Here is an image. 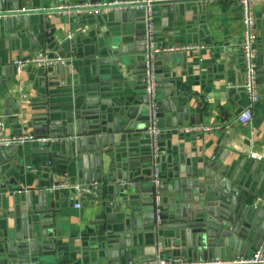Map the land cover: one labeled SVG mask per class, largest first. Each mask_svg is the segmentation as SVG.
<instances>
[{
	"label": "crops",
	"instance_id": "obj_1",
	"mask_svg": "<svg viewBox=\"0 0 264 264\" xmlns=\"http://www.w3.org/2000/svg\"><path fill=\"white\" fill-rule=\"evenodd\" d=\"M82 1L85 0H0L2 16L20 8L42 9L37 14L40 21L35 22V26L14 25L0 30V122L6 132H32L51 141L53 137L38 129L36 121L45 115L48 119L62 120L78 100L89 95L87 83L96 80L101 73L108 74L110 86H113L110 97L113 123L122 113L120 107L125 112L130 106L136 93L135 86L141 81L147 83V73L136 72L135 63L131 72L122 62L112 60L136 54L139 47L140 54L146 57L150 50L149 39L146 43L141 39L142 34H138L140 30H148L144 25L145 15L138 14L132 20L124 21L117 20L113 11L107 16H97L86 10L49 11L61 3ZM256 11L259 83L256 103L249 100L243 87L245 72L241 41L244 26L238 0H189L178 3V8L169 11L168 15L160 13L156 16L153 21L154 46L189 43L202 47L180 53H156L153 61L155 78L162 70L163 89L175 90L177 105L186 108L187 112L183 125L158 127L154 121L148 130L155 126L159 131L155 138V164L160 170L173 173L182 166L194 169L207 166L206 163L212 160L221 161L231 175L237 177L238 188L256 201L264 202V0L257 2ZM47 15L51 27L55 28V41L51 42L47 34L49 28L44 24ZM115 40L118 48L111 47ZM124 47L127 51L122 50ZM35 53L62 56L67 61L48 66L51 71L49 68L44 72L43 66L29 65L18 73L14 59ZM155 61L161 65L157 72ZM120 68L123 71L119 72ZM9 96L11 100H7ZM248 107L252 108L253 117L243 123L238 116ZM8 108L20 111L7 115L4 110ZM191 116L195 122L191 121ZM197 124L215 127L208 131L185 129ZM47 141L17 144L19 148L13 153L8 149L0 152V221L11 230L20 215L26 212L23 196L28 191L37 193L43 187H50L52 192L58 189L57 196L53 195L52 199L56 213L61 217V235L57 236L61 241V253L51 264H97V256L92 253L97 240L105 226L120 221L127 209L119 198L114 205H107L114 194L113 187L126 184L125 190L122 189L126 194H130L131 189L140 196L144 194L148 185L146 177L152 175V167L143 164L153 163V137L146 136L143 129H122L120 142L115 144L116 151L113 154L102 152L103 165L111 171L106 178L118 175L120 171L128 174V180L120 178L117 182L108 180L95 184L97 199L84 196L72 186L57 187L65 179L71 185L81 183V179L78 174L72 175L55 167L64 166L68 159L56 156L44 159L43 153L32 151ZM252 153L259 155L254 157ZM68 156L70 158L69 153ZM35 157L37 163H28Z\"/></svg>",
	"mask_w": 264,
	"mask_h": 264
},
{
	"label": "water",
	"instance_id": "obj_2",
	"mask_svg": "<svg viewBox=\"0 0 264 264\" xmlns=\"http://www.w3.org/2000/svg\"><path fill=\"white\" fill-rule=\"evenodd\" d=\"M132 1H136L134 5L142 4L145 8L115 9L114 17L125 21L128 18L132 20L138 14H144V25L147 28L149 6L155 21L160 13L168 15L169 11L178 8V3L189 0ZM40 11L42 9L32 8L13 11L4 16L2 12L0 30L9 29L14 25L35 26V22L40 21L37 16ZM49 11L60 12L57 8H51ZM107 14L108 12H101L97 16ZM44 24L49 28V42L55 41V28L51 27L48 15L44 18ZM138 34H142L141 39L148 43L147 30H140ZM118 46V41L115 40L111 47ZM122 50L127 51L125 47ZM140 50L139 47L136 54L112 60L122 62L131 72V66L135 63L136 72L145 74L146 57L140 54ZM168 55L167 53L166 56ZM155 65L157 72L160 70L158 66L161 65L156 61ZM49 68L43 66L42 70L46 72ZM61 68L63 69L64 65ZM115 69L118 70L117 67ZM49 70L51 71V68ZM121 71L123 68H120L119 72ZM161 71L156 74V84L152 91L148 90L146 81H141L135 86L136 93L130 100V106L125 112L120 107L119 112L122 113L113 123L110 119L113 86H110L108 74L101 73L96 80L87 83L89 95L78 100L62 120L48 119L45 115L43 119L36 121L38 129L49 133L53 139L43 146L32 148V151L43 153L44 159L50 156L68 159L64 166L55 167L72 175L78 174L81 183L92 185L91 192L83 193L86 197L97 199L94 194L97 183L108 180L117 182L120 178L128 180V174L120 171L118 175L106 178L107 173L110 174L111 171L106 170L103 165V153L113 154L116 151L115 144L120 142L122 129H143L145 135L152 138L148 127L154 121L158 127L184 123L187 109L177 105L174 99L175 90L163 89ZM7 100H11V97H7ZM19 111H13L12 108L4 110L7 115ZM191 121L195 122L193 116ZM152 142L153 163L143 164L145 167H152V175L146 177L148 185L144 188V194L140 196L139 192L131 188V193L126 194L122 191L125 190L126 184L113 187L114 194L107 205H114L115 200L119 198L126 204L127 209L120 221L105 226L102 231L96 248L92 250L97 256L96 263L140 264L162 258L179 264H264L232 262L252 257L257 251L264 254V202L256 201L253 196L238 188L237 177L231 175L228 167L222 165L221 161L212 160L206 163L207 166L194 169L182 166L173 173L159 169L156 183L154 172L157 159L154 138ZM17 148V145L2 146L0 152L8 149L13 153ZM26 148L24 150L28 151ZM59 148L64 152L61 153ZM36 159L35 157L28 160V163H37ZM18 167L21 168L20 165ZM96 169L103 171L96 172ZM182 173L187 175L181 176ZM57 193L58 189L52 192L50 187H43L37 193L30 190L23 196L26 212L20 215L21 218L15 223V227L9 230L0 221V264H51L57 260L58 254L61 253V241L57 239V236L61 235V217L57 215L52 199Z\"/></svg>",
	"mask_w": 264,
	"mask_h": 264
},
{
	"label": "built area",
	"instance_id": "obj_3",
	"mask_svg": "<svg viewBox=\"0 0 264 264\" xmlns=\"http://www.w3.org/2000/svg\"><path fill=\"white\" fill-rule=\"evenodd\" d=\"M260 0H238L241 12H242V22H243V36L241 41V48L244 54V72H245V81L243 87L248 92L250 100L254 103L259 97V83H258V71H257V43H258V31H257V2ZM136 1L132 0H99L97 2H91L90 0H85L82 2L76 3H61L55 6L61 13L67 12H81L83 10L99 14L101 12H110L115 9L122 10L128 8H145L144 5H134ZM21 11L32 10V8H21ZM14 10V11H20ZM13 12V11H12ZM147 18H148V39H149V49L146 53V65H147V84L148 90L152 91L155 84V75H154V57L156 53L160 52H173L180 53L188 50H195L202 47L198 44H174L163 47L154 46V20L153 15L151 14L150 6L147 8ZM69 36L72 37V33H69ZM66 58L62 56H51L47 53H35L26 56H19L14 59V65L18 73L23 72L27 66L36 65V66H52L66 63ZM253 117V111L251 107L244 109L238 116L239 120L243 123H247ZM213 125H192L186 126L185 129L192 130H211ZM184 128V127H183ZM149 132H151L154 140L158 134V129L153 126ZM37 140L47 141L48 138H39L36 134L30 132L24 133H9L5 131L3 123L0 122V147L2 146H11L17 144H25L27 142H33ZM157 150V145L155 143V151ZM259 154L252 153V156L257 157ZM158 172L159 168L155 164V182L158 183ZM157 176V177H156ZM57 187H67L72 186L79 193L81 192H91L93 186L89 184L75 183L71 185L70 181L66 179L57 184ZM79 206V204H78ZM236 262H255L263 263L264 254L260 251H257L254 256L247 259H241ZM140 264H179L168 259L156 258L150 261H144Z\"/></svg>",
	"mask_w": 264,
	"mask_h": 264
}]
</instances>
